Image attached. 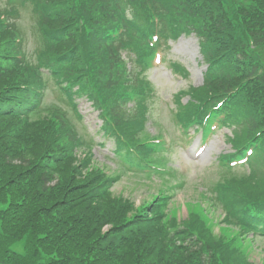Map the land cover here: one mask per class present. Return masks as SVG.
I'll use <instances>...</instances> for the list:
<instances>
[{
	"label": "trees",
	"instance_id": "obj_1",
	"mask_svg": "<svg viewBox=\"0 0 264 264\" xmlns=\"http://www.w3.org/2000/svg\"><path fill=\"white\" fill-rule=\"evenodd\" d=\"M35 5L39 0H27ZM172 0H43L38 12L44 14L42 23L49 29L52 36L45 34V47L48 60L45 65L61 70L65 79L83 76L84 87L95 85L100 98L108 107L112 106L110 117L114 123L111 128L123 130L125 123L136 122L138 109H125L117 99L125 100L136 93L143 94L148 86L144 72L148 65L147 37L155 28L173 26L175 31H197L204 36L207 54L211 62L210 71L206 75L207 84L193 88L192 93L202 94L212 87L221 85L220 91L226 95L231 91L233 71L227 68L226 61H214L210 56L214 43L242 26L249 18H261L264 21V0H191L186 4L185 12L176 11ZM0 0V104L18 99L26 110L38 98L36 90H40L43 81L39 75L32 80H26L29 63H15L13 78L11 70L2 68L10 61L17 47L13 41L19 30L9 18L15 12L14 4L11 9ZM9 3V2H8ZM25 5V3L23 4ZM130 7L132 18L128 19L126 8ZM7 17V21L4 18ZM157 19V20H156ZM9 22V23H7ZM49 23V24H48ZM14 24V25H13ZM50 25V26H48ZM122 27V28H121ZM121 28V29H120ZM118 33L121 36L111 41L109 34ZM69 41L65 46L64 40ZM128 50L136 54L135 65L127 68L121 56V50ZM15 53V54H16ZM63 54H65L63 56ZM211 57V58H210ZM18 62V60H16ZM77 64V65H76ZM38 73V72H37ZM44 84V83H43ZM35 86V89L32 87ZM242 90L236 95L241 101L248 102L252 98ZM195 97V96H194ZM199 97V95H197ZM115 98V99H114ZM195 99H197L195 97ZM112 102V103H111ZM110 106V107H111ZM246 109V106H239ZM109 110V108H106ZM195 112L199 110L193 104ZM254 109L264 113L263 107ZM51 114H57L52 109ZM62 118L45 123H29L30 112L16 111L11 114L0 112V135H7L11 142L10 163L0 154V198H11V186H16L20 193L13 199L14 205L20 208V223L37 217L33 230L43 235L39 239L44 243L46 251L57 257L62 264H249L244 262L243 254L230 249V242L219 239L209 233L211 222L198 206L192 213L191 224L186 222L187 229L171 236V225L164 230V237L148 227L151 218L145 209L131 215L124 214L116 217L119 212L130 210L129 205L116 203L105 193L95 195L88 193L91 185L85 182L98 170L88 171L86 178H82L81 167L74 162L76 146H91L79 136L65 114L58 112ZM56 116V115H55ZM249 130L244 140L253 139L260 134L264 139V118L259 115L248 117ZM109 125H107V128ZM119 131V130H118ZM259 139V138H257ZM3 140L0 136V141ZM40 144L45 145L49 154L58 152L59 158H36L34 163L26 160ZM9 146L6 143L0 144ZM25 154L23 155V150ZM21 151V152H20ZM264 154V143L257 151L255 161ZM131 164L142 165V161L134 154H126ZM3 158V159H2ZM15 160L21 163L15 164ZM55 167L60 182L52 189L42 191L43 184L32 175L37 169L46 170ZM22 169L30 170L23 179ZM22 182L19 187L13 182ZM48 178L52 179L50 173ZM226 177V176H225ZM224 177V178H225ZM221 179L219 190L226 192L227 202L237 201L245 195L249 213L253 207L262 201L264 196V176L251 173L235 174L234 177ZM230 182V183H229ZM259 190L258 193H255ZM101 199V200H95ZM104 200V201H102ZM63 201V202H62ZM97 201V204H95ZM246 204L237 210L244 215ZM229 215L235 214V207L227 205ZM4 220L11 217V207L3 215ZM230 220V218H227ZM106 224H112L108 236L102 232ZM140 226L136 236L130 232ZM9 221L4 224L1 239L4 242L10 233ZM149 228V229H148ZM112 241V242H109ZM5 264H11V255L4 257ZM28 261L26 256H20L18 264Z\"/></svg>",
	"mask_w": 264,
	"mask_h": 264
},
{
	"label": "rangeland",
	"instance_id": "obj_2",
	"mask_svg": "<svg viewBox=\"0 0 264 264\" xmlns=\"http://www.w3.org/2000/svg\"><path fill=\"white\" fill-rule=\"evenodd\" d=\"M28 11L22 12L21 22L27 30L30 31L31 21ZM26 13V14H25ZM31 37L28 39L30 41ZM169 49L165 50L168 60H178L186 65L190 71V76L188 78L172 74L170 69L163 63L160 67L152 69L151 78L154 81L155 88L157 90L156 97L158 98L155 104V120L149 121L147 125V131L152 134L157 133L158 126H163L166 129L167 138L171 136H176V138H186L187 143L184 141L182 143H175L177 146L172 164L180 169V172L184 175L186 180L185 188L178 192L176 195L175 204L176 206H181L188 199L194 200L193 196L196 195L197 190L202 188V184L208 179L214 178L216 175L213 166L216 164L217 157L222 152H228L231 150L230 145L225 141V132L227 129H218L212 136L211 141L204 154L195 158V152L201 144L200 132L192 135L191 138L188 136L184 137L172 122L170 115V108L174 107L175 94L179 91L186 89L191 84L200 85L203 83V70L205 66H201L199 60L202 59L199 53L197 39L193 36L191 37H181L177 41L170 42ZM29 50L34 49L33 44L29 42ZM58 94L50 93L49 99L57 100ZM187 97H185L186 101ZM79 110L83 115V120L79 121L75 119V122L79 125L82 123L87 125L82 132L85 135L94 134L95 140L100 143H105V145L97 144L93 148L94 159L99 164H107L109 167L113 168L114 163L110 160V156H113L114 145L113 141L109 138H102L98 132L101 125V120L98 118V112L91 106V103L86 99L82 98L79 100ZM43 119V116H42ZM83 128V127H82ZM193 133V130H190ZM41 149L35 150L31 153V158L35 159L40 153ZM213 169V170H212ZM203 182V183H202ZM112 192L119 196H125L131 199L135 206L140 205L143 201L149 199L151 194L156 192V189L149 186L147 183H142L141 179L134 176L123 175L120 181L111 188ZM131 215L132 211L127 210L124 213L119 212L116 217L123 216L124 214ZM181 215L186 216L185 206H181ZM216 231H218V226H216ZM256 246V244H255ZM264 240L258 239L256 252L260 251V256L264 255ZM15 250L22 251L23 247L20 243L13 246ZM262 249V250H260ZM258 260L259 255L255 254Z\"/></svg>",
	"mask_w": 264,
	"mask_h": 264
}]
</instances>
